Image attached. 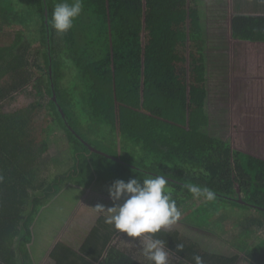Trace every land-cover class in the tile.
Returning a JSON list of instances; mask_svg holds the SVG:
<instances>
[{"label": "trees", "instance_id": "trees-1", "mask_svg": "<svg viewBox=\"0 0 264 264\" xmlns=\"http://www.w3.org/2000/svg\"><path fill=\"white\" fill-rule=\"evenodd\" d=\"M203 1L83 0L74 27L59 34L50 21L60 0H0L1 33L4 28L30 27L38 33L42 52L33 54L42 74L35 90L39 98H50L45 117L50 120L41 123L36 134L38 125L31 117L4 113V106L32 82L26 56L33 43L22 47L20 31L14 45L0 48V259L4 264H19L20 257L21 264H33L32 226L43 204L64 189L75 194L100 185L109 190L117 180L165 175L180 210H189L188 203L196 199L185 187L192 184L214 190L216 201L264 214V80L256 76L257 68L264 67V17H234L230 22L232 40L250 43L258 58L250 63V73L237 76L256 77L257 82L250 86L249 106L235 110L233 139L224 141L204 131L209 120ZM76 104L118 142L137 148L138 159L88 144L73 124L71 108ZM38 108L43 105H33L32 111ZM60 132L73 146L76 165L47 185L42 167L49 168L50 161L40 154L50 153L46 139ZM66 184L69 188L62 191ZM199 211L198 207L183 221L188 223L183 232L214 237L211 232L199 234L200 226L190 224ZM259 227L264 228L263 220ZM116 234L100 216L81 252L94 253L97 247L100 255ZM181 234L165 231L158 238L167 241L169 250L187 257L191 249ZM180 243L183 252L176 251ZM241 248L249 264H264V239ZM77 256L63 242L49 252L55 264H79ZM237 258L225 257L229 262Z\"/></svg>", "mask_w": 264, "mask_h": 264}, {"label": "rangeland", "instance_id": "rangeland-1", "mask_svg": "<svg viewBox=\"0 0 264 264\" xmlns=\"http://www.w3.org/2000/svg\"><path fill=\"white\" fill-rule=\"evenodd\" d=\"M242 4H246V0H205L201 5L203 11L202 18L204 20L203 25L207 39L206 66L208 95L205 113L209 120V124L204 131L209 136L220 138L224 141H231L233 139V135L236 133L234 132L235 126L233 125L235 110L249 106L250 86L257 82L256 77L243 78L237 76L248 74V72L250 73L252 71L250 63H254V60L258 59L255 58L252 49L253 46L250 43H238L233 41L230 36L229 27L231 19ZM3 24L0 22V28L3 27ZM4 29L2 33L0 32V48L14 45L16 34L20 31L24 33L22 47L27 49L28 42L33 43V46L28 50L26 56L31 61L29 70L32 75V82L22 93L14 97L12 103L4 106V113L10 115L20 113L23 117H31L32 120L34 119V124L38 125L34 130L36 134L40 129L41 123L44 125V123L48 122L47 119L50 120L49 116L45 119L48 115L47 105L50 98L45 95L43 98H39L34 84L42 74L40 72L41 69L34 62L33 54L35 51L42 52V47L39 41H37L38 33L32 27L27 30L17 28L15 31H10L7 28ZM257 70H260V74L257 73L258 75L256 76H258L260 81H263L264 67L260 66ZM63 82L65 83V80ZM40 103L43 105V108L32 111V106ZM71 109H73L74 113L73 124L80 133L79 135L83 136L88 144L104 152H118L122 156H125L124 154L127 153V157H134L132 159L133 161L138 159L137 153L139 151L137 148H132L130 145L128 146L118 142L106 126L95 123L84 111H81L77 104ZM46 141L50 145V153L48 155H40L47 161H50V165L48 164L49 168L44 169L42 167V179L49 185V183L55 180L58 174L67 172L69 169L74 168L76 164L74 162L73 146L69 143L65 132L57 133L47 138ZM38 142H40L39 139ZM64 188H69V185L66 184L62 188V191ZM70 192L64 189L60 196L51 197L43 204L44 207L41 209L42 212L39 217L41 221L44 220L43 214L53 220L58 210V214L61 212L68 215V220L61 219V216H59L60 218L57 217L58 220H67V222L62 224L60 229L54 228V231L51 232V240L46 242L44 254H49L52 244L59 240L65 241L70 246H78L80 239L86 235L90 223H93L98 217L92 207L96 204H103L106 208L114 206L110 199L109 190H106L100 185L94 187V193L99 201L94 200L89 205L86 200L80 203L81 198L79 203L75 204L76 200L82 194V191H76L77 193L75 194ZM64 194L65 196H62ZM211 202L213 204L211 208L209 205L210 201L203 199H195V201L188 203L191 208H188L189 210H185L184 208V210H181V221L187 220L188 216L199 207L200 211L198 216H194V220H191L190 224H196V226H200L205 230H211L226 239H230L229 241L235 243L236 246L253 247L264 239V228L259 227L260 221H264L263 213L252 209H237L233 205L226 204L222 201L214 200ZM91 211L93 215H90ZM86 213L89 215H85ZM204 214L206 216H203ZM56 222L59 221H55L54 223ZM70 239H76L77 242L71 241ZM42 246L44 247L43 244ZM19 264H21V257Z\"/></svg>", "mask_w": 264, "mask_h": 264}, {"label": "clouds", "instance_id": "clouds-1", "mask_svg": "<svg viewBox=\"0 0 264 264\" xmlns=\"http://www.w3.org/2000/svg\"><path fill=\"white\" fill-rule=\"evenodd\" d=\"M83 0H60L54 6L50 26L59 34H66L83 12ZM2 179V178H0ZM188 192L196 199L214 201L216 193L207 187L186 184ZM173 189L165 175L115 181L109 188L113 207L96 204L94 211L103 216L104 223L121 236L138 241L148 264H170L167 241L158 234L169 231L182 219ZM184 245L176 244V251L183 252ZM194 264H204L199 255L193 256Z\"/></svg>", "mask_w": 264, "mask_h": 264}, {"label": "crops", "instance_id": "crops-1", "mask_svg": "<svg viewBox=\"0 0 264 264\" xmlns=\"http://www.w3.org/2000/svg\"><path fill=\"white\" fill-rule=\"evenodd\" d=\"M234 17H264V0H252V3L251 0H246V4H242L241 7H239L236 14L233 15V18ZM80 191H82V194L79 196L75 204L79 203L80 198L82 199L80 203L86 200L88 205L90 202H94V200L99 201L96 194L94 193V190ZM58 212L57 214L54 212L55 217L53 218V220L43 214L42 216L44 217V220L41 221L40 218H38V220L34 222L32 226L34 241L31 245L30 251L32 254L31 261L33 262V264H55V261L49 257V254L44 253L46 242L51 240V232L54 231V228L60 229L62 224H64L68 220V215L61 212L58 214ZM85 215L89 214L86 213ZM90 215H93L92 211ZM59 216H61V219L67 220L60 221L57 219V217ZM82 217H84V215H82ZM99 217L100 216H98L97 219L93 221V223H90L86 235L80 239L78 246H70L65 241L59 240L53 243L52 247L58 242H63L68 246L73 247L78 254L76 259L78 260L79 264H85V261H89L90 264H148V262L143 257L138 241L132 240L131 238H125L126 234H121V236L116 234L112 242L107 246L106 249H104V251L100 255H98V251L101 248L97 247H93L94 253H82L81 248L86 238L89 236L91 230L96 225ZM55 221L59 222L54 223ZM183 221L178 222L177 225L173 226L172 229L167 232L173 233L181 231V238L188 243L187 248L191 249V251H187V257H182L177 252L171 251L170 264H194L192 258L195 255L201 256L203 258L204 264H249L243 248L236 246L235 243L230 242V239H226L225 237L211 230H205L202 227H199L200 230L199 228L197 230L199 234L204 231L211 232L212 234H214V237L204 235H199L201 236L199 237L198 235L194 236L195 234L193 235L192 233L188 234L187 236L186 233L183 232V228L188 225H186L187 223L183 225ZM70 240L77 242L76 239ZM42 244L44 245V247L42 246ZM52 247L50 248L52 249ZM235 255H237L238 258L234 262H229V260L225 259V257L227 256L231 257ZM0 264H4L1 259Z\"/></svg>", "mask_w": 264, "mask_h": 264}, {"label": "water", "instance_id": "water-1", "mask_svg": "<svg viewBox=\"0 0 264 264\" xmlns=\"http://www.w3.org/2000/svg\"><path fill=\"white\" fill-rule=\"evenodd\" d=\"M54 100H55V97H54ZM74 134H76V133H75V131H74ZM76 136H77V137H78L80 140H82V139H81V137H80V136H78L77 134H76ZM92 150L96 152V150H95V149H93V148H92ZM238 193H239V191H238ZM239 203H243V201H242V199H241V198L239 199Z\"/></svg>", "mask_w": 264, "mask_h": 264}]
</instances>
